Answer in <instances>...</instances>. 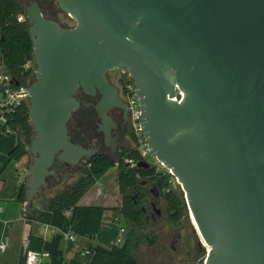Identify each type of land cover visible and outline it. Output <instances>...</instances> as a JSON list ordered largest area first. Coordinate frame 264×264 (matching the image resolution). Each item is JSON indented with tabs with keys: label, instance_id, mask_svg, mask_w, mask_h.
<instances>
[{
	"label": "water",
	"instance_id": "obj_1",
	"mask_svg": "<svg viewBox=\"0 0 264 264\" xmlns=\"http://www.w3.org/2000/svg\"><path fill=\"white\" fill-rule=\"evenodd\" d=\"M55 2L75 27L36 3L25 13L36 63L29 213L57 162L75 171L97 154L69 134L79 91L102 95L96 110L109 138V110L126 105L107 74L126 69L149 150L210 247L205 264H264V0Z\"/></svg>",
	"mask_w": 264,
	"mask_h": 264
},
{
	"label": "trees",
	"instance_id": "obj_2",
	"mask_svg": "<svg viewBox=\"0 0 264 264\" xmlns=\"http://www.w3.org/2000/svg\"><path fill=\"white\" fill-rule=\"evenodd\" d=\"M24 15L21 0H0V59L4 70L20 83L31 79V72L24 71V65L34 57V48L29 34V25L25 21L20 23L18 18ZM123 84L124 81H120ZM30 106L20 108L10 121L12 127L22 132L25 141L9 153V161L20 166L26 157L32 158L29 153L34 130L26 116ZM136 140V139H135ZM137 143V141H135ZM126 160L137 163L136 166L128 165ZM142 160L141 154L132 149L123 160L117 162L105 156H97L84 160L78 167V177L71 183H61L47 199L46 207H41L38 197L35 199L31 212H27V223H37L58 228L62 232L72 231L76 236L98 241L101 239V223L104 213L108 210L103 207L80 205L84 196L112 169L118 170L117 181L122 197L121 210L114 209L117 217L125 221L126 234L122 245L112 249L96 247L90 264H139V254L145 246L148 248L159 247V235L152 228L153 207L150 201L154 196L149 195L148 187L156 194L160 192L166 205L169 223L172 227L180 225L186 216L187 204L184 192L179 185L169 184L170 176L158 174L155 167L149 169L139 168ZM0 195L6 186V181L0 175ZM27 201V183L19 189L16 202L25 206ZM116 217V218H117ZM28 244L19 254L17 264H28L29 252L49 254L47 264H66L63 246L64 237L55 235L47 240L41 236L30 234ZM165 263L166 255L163 256ZM77 264V263H70Z\"/></svg>",
	"mask_w": 264,
	"mask_h": 264
},
{
	"label": "rangeland",
	"instance_id": "obj_3",
	"mask_svg": "<svg viewBox=\"0 0 264 264\" xmlns=\"http://www.w3.org/2000/svg\"><path fill=\"white\" fill-rule=\"evenodd\" d=\"M56 10L62 22L69 25L70 28L76 26L75 21L72 20L67 13L59 12V9ZM122 73L123 71L118 69L110 71L108 74L109 79L115 80L119 90L121 87L119 79ZM122 90H120V94L121 97L124 98L122 96ZM19 137L18 133H13L11 135L1 136L0 138V175L1 178L6 180L7 185L5 191L9 196H15L16 191L20 189L21 185L24 184V182L27 183L29 166L31 165L32 160V158L26 157L20 168L16 163L9 161V153L17 145ZM154 157L155 156L152 155L148 158V162L152 165L156 162ZM22 172L24 173L23 176ZM117 176L118 170L114 168L91 189L92 191L89 193L87 201L93 205L92 207H103L110 209L109 211H114L112 208H117V210H119L122 207V197L119 192ZM77 177L78 174L74 175L72 178L67 179L66 183H73ZM56 188L57 187H47L43 190L42 195L40 196L41 198L37 200V203H39L42 208L46 207V199L54 193ZM179 189L183 192L181 186ZM150 190H152V186L148 187L149 195L155 197L158 195L159 198L155 210L151 211L153 218L152 226L154 225L152 229L156 231L157 235H159V247L153 249L144 246L139 254V264H205L209 248L203 244L201 236L193 224L189 209L187 208L186 216L180 225L172 227L168 220L166 205L163 201L162 194L160 192L155 194ZM9 205H11V210L14 209V206H12L14 205L13 203L7 202L6 200H0V208H3L5 211L0 215V237L5 236L1 235L2 231L6 232L13 226V212L11 211L9 215L6 212ZM8 211H10V209ZM158 213H160V215ZM15 223L16 222H14V224ZM110 237H112V232L104 229V239H110ZM107 241L108 242H105L104 240V243L112 244L113 238ZM21 244V242H18L17 244L11 245L10 250L8 249V253L4 256L7 258L6 260L12 261L13 257L19 256L22 250ZM165 255L168 259L164 263L163 256ZM8 256L10 258H8Z\"/></svg>",
	"mask_w": 264,
	"mask_h": 264
},
{
	"label": "flooded vegetation",
	"instance_id": "obj_4",
	"mask_svg": "<svg viewBox=\"0 0 264 264\" xmlns=\"http://www.w3.org/2000/svg\"><path fill=\"white\" fill-rule=\"evenodd\" d=\"M34 3L38 4L48 20L60 24L63 28H70L69 25L60 20V16L56 9H59V12L63 11L60 9L55 0H21V5L24 9V16L26 9L32 7ZM108 74L107 78L110 83L118 88L115 80L109 79ZM76 97L78 100H80L82 106L79 111L74 114L72 122H70L68 125L69 134L75 143L86 148L96 149L97 154L93 158L97 156H105L113 160H123L124 156L128 152H130L132 149L136 150V138L131 125L129 107L126 101L122 99L120 90L119 97L126 105V110L118 107H114L109 110L108 116L112 120V126L110 129L111 134L109 138L102 129L104 124L96 110V107L102 101V95L99 93L96 95H87L82 90H80ZM27 120L32 125L28 118ZM18 134L20 136L18 143L20 141H25L23 133L19 132ZM53 169L58 174V177H49L47 180V187H55L60 185L62 182H65L67 179L72 178L74 175H77L76 173H78V170L74 171L70 167L58 162L54 165ZM150 191L154 193L153 190ZM153 199L154 201H150V206H152L153 210H155L157 202H159L158 195H156V197L154 196ZM158 214L160 215V213Z\"/></svg>",
	"mask_w": 264,
	"mask_h": 264
},
{
	"label": "built area",
	"instance_id": "obj_5",
	"mask_svg": "<svg viewBox=\"0 0 264 264\" xmlns=\"http://www.w3.org/2000/svg\"><path fill=\"white\" fill-rule=\"evenodd\" d=\"M20 23L26 21L25 16L22 15L18 18ZM123 73L120 75V81H124L123 84H120V90H122V96L124 101H126L130 116H131V125L133 129V133L136 138V150L141 154L142 160L148 162V158L152 156V153L149 150L147 142L144 138L141 118H142V109L139 102V99L136 96V88L134 82L126 69H120ZM25 72H31V79H27L26 83H20L17 79L13 78L10 74L6 73L4 70L3 62L0 59V138L4 135H11L13 133H19L15 130L10 121L14 117L15 113L24 106L31 105V97H30V86L33 83L36 76V63L34 59H30L24 65ZM15 80L19 82V85H16ZM179 91V90H178ZM20 93H26L25 95H17ZM179 94L182 93L179 91ZM177 100V98H174ZM155 158V157H154ZM140 161V162H141ZM155 163L151 167H155L157 173L162 174L163 176L169 175V184H178L177 179L171 172V170L167 169L161 162H159L155 158ZM128 165L136 166L137 163L132 160H126ZM180 186V185H179ZM1 212V210H0ZM27 208L24 207L23 210V221L27 223ZM119 224L122 223V217H117L115 219ZM44 234L47 235L49 232L58 235L61 234L64 237V240L67 242H75L78 238L72 231L62 232L58 228L42 225ZM126 234V228L124 225L120 226L119 237L117 239L116 245H122L124 242V237ZM8 249V243L4 240H0V253L4 254ZM49 259V254L47 253H37V252H29L27 254L28 264H40L44 259ZM66 264H70V262H66Z\"/></svg>",
	"mask_w": 264,
	"mask_h": 264
},
{
	"label": "crops",
	"instance_id": "obj_6",
	"mask_svg": "<svg viewBox=\"0 0 264 264\" xmlns=\"http://www.w3.org/2000/svg\"><path fill=\"white\" fill-rule=\"evenodd\" d=\"M23 175L24 173L22 172V176ZM0 189H2V186H0ZM5 189H6V186L4 188L2 195H0V200H6L7 202H11L14 204L12 205L14 206V209L11 210L10 208L11 205H9V207H7L6 209V212L9 215L12 211L13 220L14 222H16L15 224L13 222L12 223L13 226L9 228L6 232L2 231L1 235H5V236L0 237V240H4L8 243V249L10 250L11 245L17 244L18 242L22 243L21 244L22 249L26 248L28 244L27 240L30 234L35 235V236L44 237L47 240L52 239L55 235L50 232L47 235H45L42 225L37 224V223L30 224V223H26L23 221V210L25 206L23 207L21 204L16 202L17 194L19 190L16 191L15 196H9L7 192L5 191ZM91 191L92 190H90L84 196V198L80 202V205L93 206L89 201H87L88 200L87 198L89 197V193ZM0 209H1V212H0V215H1V213L5 211L3 208H0ZM9 209L10 211H8ZM114 209H117V208H112V210ZM109 210L110 209H108L103 215V219L101 223L102 237L100 240L94 241V240H90L87 238L78 237L77 240L73 243L65 241L64 246H63V252H64V257L67 262L77 263V264H90L92 261L93 255H94V249L96 247L112 249L115 246H117L116 242L119 237L120 226L125 225V221L123 220L121 224L116 222L115 219L117 217V212L109 211ZM119 210H121V208ZM104 229L112 232V237H110V239L109 238L104 239ZM114 236H115V239H114ZM112 238H113L112 244L104 243V240L105 242H108L107 240H111ZM6 253H8V251H6L4 254L0 253V264H17L19 256L13 257L12 261H10V260H6L7 258L4 257ZM8 258L10 257L8 256ZM48 262H49V259L45 258L43 261H41L40 264H47Z\"/></svg>",
	"mask_w": 264,
	"mask_h": 264
},
{
	"label": "bare ground",
	"instance_id": "obj_7",
	"mask_svg": "<svg viewBox=\"0 0 264 264\" xmlns=\"http://www.w3.org/2000/svg\"><path fill=\"white\" fill-rule=\"evenodd\" d=\"M192 219H193V217H192ZM192 221H193V224H194L195 228L197 229V225H196L194 219H193ZM197 230H198V229H197ZM200 236H201V235H200ZM201 240H202L203 244H205L206 246H208V245L205 243V241L203 240L202 237H201ZM208 248H209V250H210V247H209V246H208Z\"/></svg>",
	"mask_w": 264,
	"mask_h": 264
}]
</instances>
